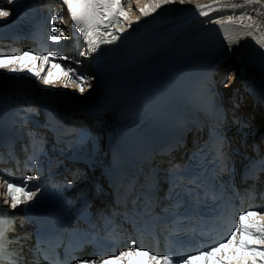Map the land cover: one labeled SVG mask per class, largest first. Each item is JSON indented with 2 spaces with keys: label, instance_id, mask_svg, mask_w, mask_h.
I'll use <instances>...</instances> for the list:
<instances>
[{
  "label": "bare ground",
  "instance_id": "bare-ground-1",
  "mask_svg": "<svg viewBox=\"0 0 264 264\" xmlns=\"http://www.w3.org/2000/svg\"><path fill=\"white\" fill-rule=\"evenodd\" d=\"M121 3L129 19L121 18V25L126 31L117 32L121 39L116 41L115 48L119 50L108 52L104 60L96 56L97 60L93 53L76 48L71 56L79 66L78 73L84 91L81 92L77 82L72 81L65 82L62 90L67 95L85 99L103 92L110 94V91L130 84L145 92L158 83L155 91L159 90L161 95L152 92L148 103L141 105L142 113L159 115L163 113L166 104V82L162 77L168 75L191 88H197L201 93L209 94L215 100H223L222 97L227 96L226 100H231L229 109L233 108L244 120V123L236 124L242 136L250 134L246 128V116L249 119L256 117L252 125L250 122L249 125L256 132L250 135L255 140L253 145L257 154L256 145L261 147L262 139H258L257 132H261L260 128L264 125V96L259 89V81H264L262 58L259 56L253 64L252 60L241 57L232 48H240L237 43L231 46L227 41L224 44H209V40L218 41L224 37L218 38L224 35L222 27L229 32L239 29L241 33L248 30L244 27L247 24L253 25L251 31L257 36L264 37V0L237 9L229 6L233 3L244 4L245 0H183V3L181 0H173V3L162 5L146 17L140 15L139 9L150 5L151 0H121ZM198 6L209 14L200 16ZM56 8L58 16H66L64 8ZM229 15L233 16L231 23L227 20ZM214 19H220L221 24L212 23ZM61 22L67 24L66 20ZM120 50L129 58L120 57ZM81 52L86 54L81 55ZM113 62L120 66H113ZM70 66L74 67L72 64ZM115 126L114 122L98 125L89 136L91 144L100 148L113 133ZM192 135L196 136V133ZM250 156L252 151L244 152L239 159L245 161Z\"/></svg>",
  "mask_w": 264,
  "mask_h": 264
},
{
  "label": "snow or ice",
  "instance_id": "snow-or-ice-1",
  "mask_svg": "<svg viewBox=\"0 0 264 264\" xmlns=\"http://www.w3.org/2000/svg\"><path fill=\"white\" fill-rule=\"evenodd\" d=\"M14 0H8L12 4ZM63 6L66 7L68 15L73 22L74 28L77 29L83 36L84 42L87 45L86 53L96 52L102 44H112L120 39V36L111 31L115 26L120 33L126 31L121 25V18L123 20L129 19L128 12L123 10L121 0H61ZM173 0H151L150 5H145L139 9L141 16H149L159 9L162 5L171 4ZM183 3V0H181ZM259 0H245L244 4L233 3L229 7L232 9L243 8L246 5L258 4ZM2 4V0H0ZM210 7V6H203ZM200 16H207L209 13L202 10L201 6L197 7ZM10 11L0 6V17H8ZM241 17H237L240 19ZM251 19V17H248ZM139 18H137L138 20ZM57 20L63 21L62 16H53L51 21L53 24ZM229 23L233 21V16L227 17ZM215 24H221L220 19L211 21ZM131 23V22H130ZM248 31L243 33V36H252L257 45L264 48V37H257L251 31L252 24L244 26ZM224 33V40L231 46L237 43L243 36L239 33H230L228 29H221ZM53 33L60 31L53 27ZM65 33L60 31V36ZM53 41L58 40V37L51 36ZM81 52V55H85ZM55 52H47L46 54H33L28 51L17 55H0V69L8 68L13 73L27 71L31 77L41 80L44 85L53 83L51 72L48 75H42L47 71V65L51 63L50 58L55 57ZM31 60L34 63L27 67L20 66V61ZM65 59V57H59ZM38 62V63H37ZM52 67L61 68L60 64H52ZM71 69L63 70L66 80L74 79L81 92L84 88L80 86L81 77H71L69 73ZM66 86V85H65ZM36 176H27L25 181L17 184L13 181H5L7 192L6 195L10 197V204L15 209L19 204L31 200L36 192L27 190V181L36 180ZM39 190V189H37ZM5 195V193H0ZM8 203V201H5ZM6 212V210H3ZM239 223L233 221L232 228L227 235L215 242H210L206 247H202L199 251L187 252L180 257H175L171 254H158L152 252L150 249H143L141 247H131L122 250L119 254L113 253L108 258L101 257L99 260L82 259L79 264H131L133 258L143 257L142 264H264V215L258 211H243L238 216ZM259 221V222H258ZM6 225L4 218L0 216V264H3V254L5 251L4 232ZM135 245V241L132 242ZM259 245V247H257ZM9 264H18V261L11 259L9 256Z\"/></svg>",
  "mask_w": 264,
  "mask_h": 264
},
{
  "label": "rangeland",
  "instance_id": "rangeland-1",
  "mask_svg": "<svg viewBox=\"0 0 264 264\" xmlns=\"http://www.w3.org/2000/svg\"><path fill=\"white\" fill-rule=\"evenodd\" d=\"M242 109H244V108H242ZM242 109H241V110H242ZM246 109H247V107L245 108V111H246ZM255 118H256V117H253V119H250L251 122H252V121H255ZM256 124H257V122H256Z\"/></svg>",
  "mask_w": 264,
  "mask_h": 264
}]
</instances>
